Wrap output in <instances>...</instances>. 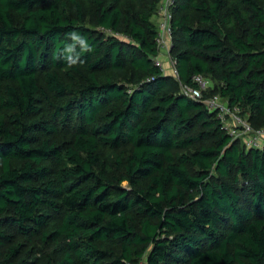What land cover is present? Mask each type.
<instances>
[{
	"label": "trees",
	"instance_id": "obj_1",
	"mask_svg": "<svg viewBox=\"0 0 264 264\" xmlns=\"http://www.w3.org/2000/svg\"><path fill=\"white\" fill-rule=\"evenodd\" d=\"M159 2L0 0V264H264V139L180 91L264 129V0H174L179 80Z\"/></svg>",
	"mask_w": 264,
	"mask_h": 264
},
{
	"label": "built area",
	"instance_id": "obj_2",
	"mask_svg": "<svg viewBox=\"0 0 264 264\" xmlns=\"http://www.w3.org/2000/svg\"><path fill=\"white\" fill-rule=\"evenodd\" d=\"M174 4V0H160L155 18L157 19L158 32L156 36V42L158 45L159 53L154 58V63L162 71H165L163 67L162 58L163 52L169 57V69L174 77L179 80L178 73L174 66V60L169 56L170 48V23L172 19L171 6ZM192 81L194 86H188L180 82V91L189 98L202 101L205 106L213 112H216V117L220 120L222 128L233 137H241L244 144L247 147H260L264 139V129H255L246 118L238 113L236 108H231L228 105L227 100L221 98L218 95H213L207 98L202 97V92L206 90L208 80L202 75H194ZM239 132V133H238ZM240 134V135H238ZM136 264H145L143 261H139Z\"/></svg>",
	"mask_w": 264,
	"mask_h": 264
},
{
	"label": "rangeland",
	"instance_id": "obj_3",
	"mask_svg": "<svg viewBox=\"0 0 264 264\" xmlns=\"http://www.w3.org/2000/svg\"><path fill=\"white\" fill-rule=\"evenodd\" d=\"M152 20L157 24V19L155 17H152ZM164 57L162 58V62H163V67L166 70V68H169V57L168 55L165 53V51L163 52ZM167 71V70H166ZM168 71H171L170 69ZM208 85H210V81L208 80ZM239 133V132H238ZM240 135V134H238ZM241 139H242V135H240ZM245 145V144H244ZM262 145V143H261ZM246 146V145H245ZM247 147V146H246ZM125 184V183H124Z\"/></svg>",
	"mask_w": 264,
	"mask_h": 264
},
{
	"label": "clouds",
	"instance_id": "obj_4",
	"mask_svg": "<svg viewBox=\"0 0 264 264\" xmlns=\"http://www.w3.org/2000/svg\"><path fill=\"white\" fill-rule=\"evenodd\" d=\"M73 39H76L80 42V44L83 46L84 49H87L88 48V45L85 43L84 40H82L80 37L78 36H75V34H73ZM71 63H75L74 60L70 61Z\"/></svg>",
	"mask_w": 264,
	"mask_h": 264
},
{
	"label": "crops",
	"instance_id": "obj_5",
	"mask_svg": "<svg viewBox=\"0 0 264 264\" xmlns=\"http://www.w3.org/2000/svg\"><path fill=\"white\" fill-rule=\"evenodd\" d=\"M167 70H169V68H166Z\"/></svg>",
	"mask_w": 264,
	"mask_h": 264
}]
</instances>
